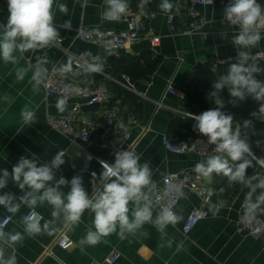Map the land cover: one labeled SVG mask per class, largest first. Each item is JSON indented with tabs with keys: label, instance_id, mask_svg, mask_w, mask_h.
<instances>
[{
	"label": "crops",
	"instance_id": "obj_1",
	"mask_svg": "<svg viewBox=\"0 0 264 264\" xmlns=\"http://www.w3.org/2000/svg\"><path fill=\"white\" fill-rule=\"evenodd\" d=\"M59 2L68 5V14L64 15L54 8V23L59 26L64 20L70 19L73 24L71 31L60 29L62 41L43 51L25 53L18 65L5 64L0 60V169L6 168L11 173L12 166L21 156L30 158V154L35 153L41 162H48L58 151H62L65 163L56 171V178L63 176L70 180L81 175L83 186L91 196V173L95 172L98 177L103 171L99 161L114 163L115 152L119 150H133L142 155L141 162L149 161L152 179L157 185L164 174L182 172L195 166L201 159H206L207 156L201 157L195 152L180 154L170 151L164 144V137L179 140L197 134L193 131L195 121L190 118V113L198 115L206 110L200 106L188 108L186 103L204 94L202 90L188 84L198 64L216 67L219 63L236 59L237 49L231 39L239 31V26H231L224 20L223 11L227 6L225 1L196 4L198 17H204L205 20L197 30L183 33L189 16L184 14L177 17L176 28L173 29L168 15L178 4L187 7L189 0H170L174 7L167 14L159 8L161 0H148L146 7L152 15L144 18L146 28L141 38L124 47L117 55L104 54L101 59L103 73H84L78 79L85 86H94L103 80L112 94L111 105L125 114L134 113L137 116L138 123L132 126V138L119 150L104 145L101 130L93 132L85 141L51 126L48 122L49 115L65 113L77 103L83 105L85 98L78 94L67 96V105L61 111L57 107V101L64 95L47 96L42 84L38 90L34 88L31 71L22 80H18L16 69L35 63L36 57L44 52H47L50 61L47 65L50 71L53 64L66 63L68 58L74 61L78 56H84L82 54L85 52H91L92 55L104 53L101 44L81 39L78 28L85 24L124 29L127 27L129 13L140 6L141 0H127L129 12L119 22L101 19L106 0H88L86 9L80 7L82 0ZM257 2L260 3V0ZM7 17V0H0V24L6 23ZM149 28L161 36L160 44L155 47L148 40L146 30ZM225 31L228 35L222 37ZM260 31L261 41L250 49L253 56L264 52V29ZM147 51L153 52V59L161 58L150 76L139 77L126 72L116 74L115 66L108 59L111 56H139ZM125 75L129 76L128 80ZM128 94L132 98L131 104L125 100ZM25 106L36 112L37 122L31 126L22 123L20 113ZM213 108L214 105L210 102L207 110ZM83 109L95 113L101 111L99 106L83 105ZM83 150L92 152L94 159L89 170L80 171L77 167L82 163L79 155ZM253 174H264V168L254 166L248 175ZM205 181L210 190V200L204 204L207 217L187 236L182 231L183 224L192 210L201 205V199L192 190L184 189V195L180 196L176 208L181 220L175 226L167 227L166 237H162L151 223H145L135 235L129 234L122 239L114 233L102 238L94 246L85 245L82 248L79 241L86 235L93 219V214L86 210L79 225L57 222L53 234L41 233L35 237H25L22 244L9 250L16 256L17 264H264V231L251 234L238 230V220L248 189L240 184H229L223 176L214 175L212 181ZM68 190V187L62 188L65 193ZM5 192L16 196L22 194L11 180L5 189L0 190V194ZM212 205L219 208L215 215L210 210ZM35 209L43 215L41 224L51 219V206L45 203ZM29 210L22 205L13 215L0 206V228L6 232H22L20 218L27 215ZM5 216H11V221L3 227L1 222ZM65 238L68 239L63 244ZM114 251H119L120 256L116 261L108 263L106 257Z\"/></svg>",
	"mask_w": 264,
	"mask_h": 264
},
{
	"label": "clouds",
	"instance_id": "obj_2",
	"mask_svg": "<svg viewBox=\"0 0 264 264\" xmlns=\"http://www.w3.org/2000/svg\"><path fill=\"white\" fill-rule=\"evenodd\" d=\"M208 2L213 3V0ZM147 3L148 0H141L140 7H145ZM80 7L86 9L88 0H82ZM173 7L170 0H161L159 5L166 14ZM7 8L6 23L0 24V60L5 64L18 65L25 53L55 46L61 37L60 29H73L70 19L64 20L59 26L54 23V8L64 15L68 14V5L59 0H7ZM128 12L127 0H106L101 19L119 22ZM223 13L229 25L239 26V31L231 39L237 55L227 72L212 84L210 95L217 107L198 115L190 113V118L195 121L193 131L206 137L207 144L214 146V152L197 162L194 171L209 182L214 175L223 176L229 184H240L247 188L242 207L245 209V218L251 221L258 214L264 213V174L248 175V169L255 165L264 168V156L254 152L249 136H242V128L254 127L253 120L244 119L234 125L233 114L221 110L225 102L220 92L227 87L232 97L229 103L233 105L251 97L257 102L258 109L252 111L250 116L264 120V80L257 79V75H264V67L255 62L250 51L262 39L260 29L264 27V6L257 0H231ZM227 35V31L222 33V37ZM82 55L91 58L81 65L84 73L90 75L103 72V63L93 57L91 52ZM49 63L47 52H44L36 57L35 63L18 67L16 77L22 80L31 71V81L38 90L39 85L49 76ZM72 71V58H68L66 63L53 64L51 68L52 73L60 75ZM67 100V96L58 99L57 107L61 111L66 107ZM20 116L26 126L37 122L36 112L27 106L21 110ZM255 143L257 147L262 145L260 140ZM192 150L197 151L195 144ZM63 157V152L58 151L50 161L41 162L32 153L30 158L21 156L12 166L11 173L6 168L0 169V190L5 189L11 180L23 193L19 196L10 192L0 194V206L8 213L15 215L22 205L35 209L46 203L52 209L51 219L45 220L43 224L40 223L42 217L32 214L22 216V232H6L0 228V264H17L16 256L8 250L22 244L25 237L31 238L41 233L51 235L56 231L57 222L79 225L86 210L93 214V219L86 235L79 241L82 248L85 245L94 246L102 238L114 233L122 239L129 234L135 235L145 223H151L162 237H166L167 227L175 226L181 220L173 208L158 205V185L152 179L149 161L141 162V154L133 150H119L115 152L114 163L100 160L103 171L98 177L95 172L91 173V196L83 186L81 175L70 180L63 176L56 178V171L65 163ZM64 187L69 188L66 193L62 191ZM166 191L169 194L184 195L175 184L168 185ZM210 210L215 215L219 208L212 205ZM168 243L170 246L171 241Z\"/></svg>",
	"mask_w": 264,
	"mask_h": 264
},
{
	"label": "built area",
	"instance_id": "obj_3",
	"mask_svg": "<svg viewBox=\"0 0 264 264\" xmlns=\"http://www.w3.org/2000/svg\"><path fill=\"white\" fill-rule=\"evenodd\" d=\"M189 5L184 7L183 4L176 5L174 11L168 15V20L173 29L176 28L175 21L180 15H188L189 21L184 28L183 33H191L197 30L201 22L205 20L204 17L199 18L198 11L195 9L196 4H213L208 0H189ZM228 5L231 0H224ZM186 8V9H185ZM152 12L145 6H140L132 10L127 17V27L124 29H115L101 27L98 25H81L78 28V36L87 41H92L101 44L104 48V53L92 55L97 57L100 61L104 54L117 55L121 50L129 44L138 41L145 30L144 18H148ZM262 30L264 27L261 28ZM148 40L152 46H157L161 42V36L156 34L152 28L146 30ZM62 41L60 38L57 42ZM90 57L78 56L73 61V71L65 75L58 73L50 74L48 78L42 83L47 96L52 94H61L69 96L71 94H78L85 98L83 105L88 107L99 106L101 111L99 113L90 110H84L80 103L75 104L71 109L59 115H49L48 122L51 126L59 128L63 133L79 137L82 140H88L90 135L101 130L103 133V143L105 146L119 150L132 138V126L138 123V118L134 113H123L118 107L111 105L112 94L103 80L94 86H85L79 83L78 79L84 74L81 65L90 60ZM254 59H264V52H258L254 55ZM103 73V72H102ZM128 80L129 76L125 75ZM173 91L174 88L170 87ZM244 129H241V132ZM207 138L197 133L190 138H182L173 140L170 136L164 137L165 146L172 152L185 153L195 152L199 156H207L214 152V146L208 145ZM195 144L197 151L192 150V145ZM82 163L77 167L78 170H89L91 168L94 155L89 150H83L80 155ZM92 159L89 160L88 157ZM195 166L188 167L182 172L166 173L162 176L161 182L158 185V205L176 208L179 203L180 196L176 194H169L166 189L168 185L175 184L179 186L183 192L184 189H189L195 192L201 199V205L196 206L189 216L186 218L182 231L185 236L204 218L207 217V210L204 204L210 200V190L203 177L199 176L194 171ZM23 194V193H22ZM21 194V195H22ZM42 217L43 215L37 209H30L27 215ZM40 220V222L42 221ZM11 221V216H5L1 222V226H6ZM238 230L248 232L251 234H258L264 231V216L258 214L255 219L249 221L245 218V209L243 208L238 220ZM68 238L63 240V244ZM120 256V252L114 251L106 257L108 263L116 261Z\"/></svg>",
	"mask_w": 264,
	"mask_h": 264
},
{
	"label": "trees",
	"instance_id": "obj_4",
	"mask_svg": "<svg viewBox=\"0 0 264 264\" xmlns=\"http://www.w3.org/2000/svg\"><path fill=\"white\" fill-rule=\"evenodd\" d=\"M260 4L264 6V0H260ZM109 61L115 66L116 74L120 72H126L133 76H150L158 66L160 62V57L153 59V52L147 51L142 53L139 56H124L116 58L111 56L108 58ZM235 61H228L225 63H219L216 67H213L209 64L199 63L194 74L189 80V86L195 87L204 92L203 95L193 98L186 103L188 108L192 106H200L203 110L209 108L210 102L213 103L214 108L217 105L214 103V98L211 97L210 92L212 91V84L215 82L220 75L225 74L228 70V67L231 63ZM255 62L258 63L261 67H264V59H255ZM257 79L264 80V75H257ZM220 97L225 102V107L221 109L226 113H232L234 116V123L237 121H242L244 119H252L254 127L246 130L245 134L249 136V143L251 144L254 152L258 156H264V120L254 118L250 116V113L258 109V104L251 97H248L246 100L238 102L236 105L229 103L232 99L230 96L227 87H225L220 92ZM126 101L131 104L132 98L128 94L125 98ZM132 106V105H131ZM243 129V128H242ZM260 140L262 145L261 147L256 146V141ZM256 166V165H255ZM254 167L248 169V174L252 171ZM264 215V213H261Z\"/></svg>",
	"mask_w": 264,
	"mask_h": 264
},
{
	"label": "rangeland",
	"instance_id": "obj_5",
	"mask_svg": "<svg viewBox=\"0 0 264 264\" xmlns=\"http://www.w3.org/2000/svg\"><path fill=\"white\" fill-rule=\"evenodd\" d=\"M233 123H234V122H233ZM234 125H235V123H234ZM245 132H246V130L242 131V136L245 135Z\"/></svg>",
	"mask_w": 264,
	"mask_h": 264
},
{
	"label": "water",
	"instance_id": "obj_6",
	"mask_svg": "<svg viewBox=\"0 0 264 264\" xmlns=\"http://www.w3.org/2000/svg\"><path fill=\"white\" fill-rule=\"evenodd\" d=\"M10 252V250H8ZM11 253V252H10Z\"/></svg>",
	"mask_w": 264,
	"mask_h": 264
}]
</instances>
